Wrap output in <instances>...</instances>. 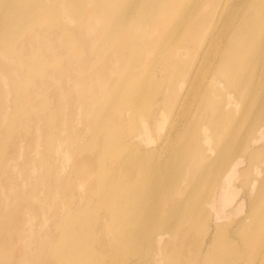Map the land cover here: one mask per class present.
Instances as JSON below:
<instances>
[{"label": "bare ground", "instance_id": "6f19581e", "mask_svg": "<svg viewBox=\"0 0 264 264\" xmlns=\"http://www.w3.org/2000/svg\"><path fill=\"white\" fill-rule=\"evenodd\" d=\"M235 260L264 264V0H0V264Z\"/></svg>", "mask_w": 264, "mask_h": 264}, {"label": "rangeland", "instance_id": "374dc122", "mask_svg": "<svg viewBox=\"0 0 264 264\" xmlns=\"http://www.w3.org/2000/svg\"><path fill=\"white\" fill-rule=\"evenodd\" d=\"M73 32L77 34V29H74ZM52 37H54V35ZM67 38H68V34L64 36V40ZM82 41L83 39L81 38L80 42L78 41L73 42L71 48L77 49V47H81ZM27 55L30 59H32L33 57H38L39 55L43 57L44 59H48V57L50 56L42 48L39 50L34 49L33 51H27ZM62 55H63L62 52H59L58 50L51 52V56H54V57H60ZM29 65L34 66L33 63H30ZM64 65H65L64 63H60L58 67L62 68ZM70 66H74V64H70ZM21 69H25L24 65H22ZM50 69L52 70V68ZM45 75H46V79H43V83L39 82L37 79L35 80V83L38 86V88H36L34 98L38 102V105L43 109V111L39 115L43 120H47V118L50 117L51 131L55 133L57 139L59 140L66 139L67 135L74 134L77 131V129L80 127L81 123L83 122L82 111L77 109L75 105H73L76 99L80 97V95L75 92V88L78 84L76 83V85L73 87L69 83H66L65 76L58 72L56 73L45 72ZM51 75L60 77L59 79L62 84V94L59 89H56L54 87L52 80L50 78ZM19 83L20 84L26 83V78L22 77ZM63 117H66V118H63ZM34 119L37 120V118L35 117ZM44 123L45 122L43 121L42 124ZM28 144L29 142L27 141L22 142V145L26 147L27 149L26 150L24 148V150L26 151L30 150L31 148L30 147L31 145L30 144L28 145ZM18 145L19 144L17 142V146H15L14 148V153H13L14 155H11V156H14V160L10 162L11 165H13L14 163L21 162L22 156H18V152H17L19 149ZM62 150L64 151L60 153L58 156L60 160L56 159V161H54V164L57 166H59L61 163H65L67 165L70 163V161L74 157H76V154L73 151L66 150L64 148ZM52 160L53 158H50L51 162H53ZM13 172H16V171H13ZM73 191L77 192L79 191V188L77 186H74ZM232 263L240 264L238 260H235Z\"/></svg>", "mask_w": 264, "mask_h": 264}]
</instances>
